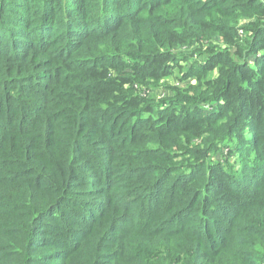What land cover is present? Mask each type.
I'll list each match as a JSON object with an SVG mask.
<instances>
[{
  "label": "trees",
  "instance_id": "obj_1",
  "mask_svg": "<svg viewBox=\"0 0 264 264\" xmlns=\"http://www.w3.org/2000/svg\"><path fill=\"white\" fill-rule=\"evenodd\" d=\"M0 264H264V0H0Z\"/></svg>",
  "mask_w": 264,
  "mask_h": 264
},
{
  "label": "rangeland",
  "instance_id": "obj_2",
  "mask_svg": "<svg viewBox=\"0 0 264 264\" xmlns=\"http://www.w3.org/2000/svg\"><path fill=\"white\" fill-rule=\"evenodd\" d=\"M185 52H187L188 51V49H186V50H184ZM196 59V57L195 56H193V60H195ZM182 87H184V85L182 86ZM158 94H161V96L164 94L162 91H158V92H156V96H158ZM223 153H226V150H224L223 151ZM227 156V155H226ZM234 157V155L233 156H228L227 157V161H229V163L230 164H232V165H234V167H235V169H239L240 167H241V165L239 166V158L240 157H238V156H236V158H234V159H232ZM224 157H223V155H222V153H220L219 152V154L216 156V159L217 160H222ZM251 159H252V157H251Z\"/></svg>",
  "mask_w": 264,
  "mask_h": 264
}]
</instances>
